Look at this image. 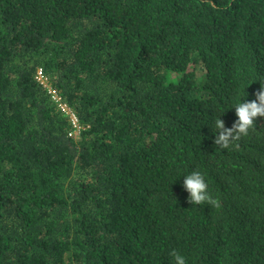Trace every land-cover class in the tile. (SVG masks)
Here are the masks:
<instances>
[{
	"label": "trees",
	"instance_id": "trees-1",
	"mask_svg": "<svg viewBox=\"0 0 264 264\" xmlns=\"http://www.w3.org/2000/svg\"><path fill=\"white\" fill-rule=\"evenodd\" d=\"M262 82L264 0H0V264H264Z\"/></svg>",
	"mask_w": 264,
	"mask_h": 264
},
{
	"label": "clouds",
	"instance_id": "clouds-1",
	"mask_svg": "<svg viewBox=\"0 0 264 264\" xmlns=\"http://www.w3.org/2000/svg\"><path fill=\"white\" fill-rule=\"evenodd\" d=\"M215 7V4L212 5ZM256 99L246 102H238L235 107L237 119L231 127H226L225 122L218 117L215 120V145L229 149L233 144L239 147L238 142L242 137H246L251 129L255 128V120L258 117H264V82L261 88L255 93ZM184 189L189 193L188 203L192 205H210L213 208L220 207L218 198H214L208 191V184L204 175L199 171H192L186 175L183 183ZM171 256L174 258V264H187L186 259L179 252L173 250Z\"/></svg>",
	"mask_w": 264,
	"mask_h": 264
},
{
	"label": "built area",
	"instance_id": "built-area-1",
	"mask_svg": "<svg viewBox=\"0 0 264 264\" xmlns=\"http://www.w3.org/2000/svg\"><path fill=\"white\" fill-rule=\"evenodd\" d=\"M36 78L44 86L49 87V92L53 95V98L56 101L59 109H61L62 112H64L70 118L73 125V131L71 132V135L78 134L81 130V126L77 115L75 114L74 110L69 107L65 101H63V99L58 95V93L49 86V78L44 73L42 68H38Z\"/></svg>",
	"mask_w": 264,
	"mask_h": 264
}]
</instances>
